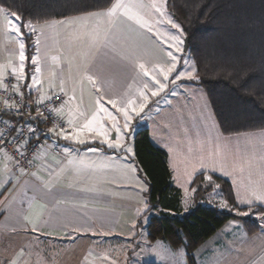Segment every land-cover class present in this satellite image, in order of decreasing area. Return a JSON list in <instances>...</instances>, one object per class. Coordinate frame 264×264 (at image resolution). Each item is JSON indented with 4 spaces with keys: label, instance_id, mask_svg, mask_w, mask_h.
<instances>
[{
    "label": "crops",
    "instance_id": "obj_1",
    "mask_svg": "<svg viewBox=\"0 0 264 264\" xmlns=\"http://www.w3.org/2000/svg\"><path fill=\"white\" fill-rule=\"evenodd\" d=\"M116 3L125 7L112 16L106 15L111 6L108 10L33 25V56L38 57L39 76L47 81L45 93L35 103L40 104L48 94L60 92L61 87L67 100L72 99L60 112L66 128L62 131L44 128L50 143L59 148V154L49 149L41 153L29 176L21 175L8 157L0 158V189L8 185L0 194V264L9 261L69 264L70 259L82 261L81 256L94 255L83 246L89 247L91 241L103 235L121 240L133 236L132 227L137 221L133 214L141 202L137 191L136 195L124 193L130 192V188H142L144 196L147 185L133 159L134 167L132 161L127 165L122 150L109 149L100 143V136L83 128L84 116L91 119V114L97 113L96 117L102 119L93 128L103 125L110 129L111 121L97 112V101L103 99L110 109V100L126 104L129 97L124 99L144 86L154 75L153 69L164 66L170 58L168 46L136 23L151 16L148 5L141 0H115ZM8 16L11 14L0 8V80L14 78L25 96L31 89L34 103L31 62L28 87L26 81L10 73V66L18 62L21 38L10 32ZM106 40L119 55L109 58L101 54L107 51ZM140 64H144V69ZM144 71L149 72L148 77L143 75ZM184 81L179 83L190 85L187 91L177 89V96L160 93L166 101L151 114L147 113L143 128H148L151 144L166 152L174 186L183 197L186 194L183 188L188 187L186 179L203 174L201 182H204L211 174L230 184L237 207L248 208L238 200L264 184V131L223 135L205 91ZM49 87L52 90L48 91ZM155 100L151 97L149 103ZM117 117L122 124L120 114ZM69 118L75 121V131L81 132L84 143L65 138L74 134V128L67 123ZM91 147L99 151H87ZM221 163L229 169L227 174L221 170ZM214 164L217 170L213 173ZM192 198L195 200V196ZM145 204L147 209L146 198ZM256 208H248L249 215L237 211L232 214L257 221V233L248 235L240 220H230L194 251L195 263L264 264V216L251 214L256 213ZM125 209L130 210L132 217L125 215ZM33 225L37 231H33ZM61 248L65 249L69 263L63 262L67 257ZM163 250L166 258L153 259L152 263L188 264L182 250H172L173 253ZM135 252L129 248L113 253L99 250L96 260L100 264H134Z\"/></svg>",
    "mask_w": 264,
    "mask_h": 264
},
{
    "label": "trees",
    "instance_id": "obj_2",
    "mask_svg": "<svg viewBox=\"0 0 264 264\" xmlns=\"http://www.w3.org/2000/svg\"><path fill=\"white\" fill-rule=\"evenodd\" d=\"M114 2L0 0V8L8 14H18L33 26L108 10ZM165 2L166 11L183 30L182 38L189 39L188 50L183 56L188 53L197 70V81L186 79L184 82L205 91L221 133L228 136L264 131V0ZM23 32L28 74L35 33L30 28ZM23 96L26 103L34 105L31 95ZM133 160L147 185L144 193L146 214L150 215L147 240L164 242L173 251H184L188 264H196L194 251L230 220H240L248 235L259 231V224L254 219L213 208L196 206L183 213V193L174 186L167 154L151 144L148 128L134 136ZM203 177V174L197 176L193 186L196 187ZM211 178L220 186L223 198L233 211L249 210L237 207L227 181L216 176ZM197 201L198 195L195 196Z\"/></svg>",
    "mask_w": 264,
    "mask_h": 264
},
{
    "label": "snow or ice",
    "instance_id": "obj_3",
    "mask_svg": "<svg viewBox=\"0 0 264 264\" xmlns=\"http://www.w3.org/2000/svg\"><path fill=\"white\" fill-rule=\"evenodd\" d=\"M125 5L122 3H116L112 5L111 9L106 13L108 16H112L116 13L117 9L124 8ZM152 7L155 8V11L160 14V18L162 19L165 17L166 12V2L162 0V3L159 5H152ZM100 15H105L104 13H101ZM128 19H132L131 16L128 17ZM159 22V21H158ZM7 25L9 26V30L11 33H13L15 36L21 38L20 42V52H19V60L21 62L20 67V74H24V61L27 59L26 53L24 51L25 49V42L23 41L24 32L23 29L30 28L31 32H35V28L30 24V22H25L23 19L18 15H11L7 17L6 20ZM137 24L140 25L141 28H146L148 31H153V24L149 23L148 21H136ZM167 23L171 25L172 28L176 29L177 32L180 34L179 36H171L169 39H166L164 42L167 44V54L170 58L166 64L159 69H153L154 75L151 77V80L149 83H145L144 85V91H141L139 93V99L140 103L137 104L136 101L130 100L126 104H118L115 100H110L111 103V109L107 106L106 103H104L103 99L97 101V112L103 113L104 118H107L111 121V128H107L103 125L99 126V128H93L94 124H97V113L91 114V119H88L87 116H84V113H79L80 116H84V119L86 122L83 123V128L87 129L89 131H92L96 136H100V143L105 144L109 149H115V150H124L126 152H133V149L131 147H127L125 145V141L128 139L129 135V126L130 121L134 118L135 115H141L144 112V109L148 107L149 101L151 97H157L162 92H166L167 95L170 96H177L178 92L177 89L183 88L185 91H187L191 86L186 85L183 83H177L178 81H183L184 79H187L188 81H197L198 75L197 70L195 68H191L188 70H185L184 67L181 66V62L186 65L188 64L187 60H184L182 57H179L175 54L174 51L171 49L175 48V50L178 52L180 51V44L183 42L181 37L183 35V30L181 26H179L174 20L168 19ZM37 46L39 44V41L36 42ZM105 47L107 48V51L102 52L101 54L113 58L115 55H119L115 52L114 47L109 45V42L105 41ZM99 51V49H97ZM30 62L34 67V73L30 77L33 84L37 83L38 76L41 72V68L38 66V57L32 56L30 58ZM139 67L141 69H144V64H140ZM143 75L145 77L149 76L148 71H144ZM90 82L93 84L95 81L91 76L87 77ZM17 79H19V76H17ZM171 85V87H170ZM25 87H28L27 84H25ZM149 89H150V95H149ZM167 90V91H166ZM39 91V89H37ZM99 91V89H97ZM13 95H15V92H13ZM29 95H31V89H29ZM67 95L64 93L63 88L61 87L60 93H58L55 97L47 96V99L54 100V99H61V104L66 105L70 102L72 99L71 97L68 100L62 99V96ZM6 107L5 112L10 113L12 105V97H9L8 100L4 101ZM113 110H115L116 113L120 114V117H122L123 123H120V118L117 117V115L114 114ZM150 110V109H149ZM52 112H55L59 114L62 111V108L53 107L51 109ZM67 123L69 126L74 128V134L71 137L65 136L66 139H73L78 143H84L85 140L81 139V132L75 131L77 128V125L75 121L71 118L67 120ZM17 129L15 127L9 128L8 131H16ZM8 133L5 132L3 135H0V139H4V137ZM23 132L21 131V135ZM47 139V137H46ZM91 139V138H89ZM87 151L95 153L98 152L99 149L95 147H91L87 149ZM220 168L222 171L227 174L229 169L224 166L223 163H221ZM217 170L215 164L211 171L214 173ZM195 171V169H193ZM201 172H203V168L201 169ZM191 175V174H189ZM195 176H192L191 179H186L184 182L188 185V187L183 188V191L187 193L195 194L199 189L194 185L195 182ZM205 180L207 184H212L211 174L205 177ZM11 183V181H9ZM216 188H219L218 185H214ZM8 185H5L3 189H0V194L4 190H6ZM238 203L241 205H246L249 209L252 207H257L260 209V211L256 213H251L253 215L257 216H264V184H261L258 190H253L250 195L245 196L243 200H238ZM223 206L227 207V203L223 202ZM238 214L242 215H249L250 212L244 211L240 212L239 209H237ZM35 225H33V231H37ZM77 230V229H74ZM8 264H15V261H9Z\"/></svg>",
    "mask_w": 264,
    "mask_h": 264
},
{
    "label": "rangeland",
    "instance_id": "obj_4",
    "mask_svg": "<svg viewBox=\"0 0 264 264\" xmlns=\"http://www.w3.org/2000/svg\"><path fill=\"white\" fill-rule=\"evenodd\" d=\"M165 2V0H164ZM141 3H144L146 5H148V15H151L150 17H147V20L144 21H148L149 23L153 24V31L152 33L165 45H167L164 41L166 39H169L171 36H179L180 34L177 32L176 29L172 28L170 24L167 23V20L170 18V15L168 14V12L166 11L165 8V12L166 15L165 17H163L162 19L160 18V14L157 13L155 11V8L152 7V5H159L162 3V0H141ZM173 20V19H172ZM159 21V22H158ZM182 39V43L180 44V51H176L175 48L171 49L172 51H176L175 54L179 57H182L184 60L188 61V64L184 65L181 62V66L185 68V70L191 69L193 68V62L191 57L188 55V53H186L183 56V47H184V39L181 37ZM19 52H20V47H19ZM11 75L14 77L19 76V79L22 82L27 81V77H30V69H29V73L27 74L26 71V67H27V62L26 60L24 61V74L21 75L20 74V67H21V62L19 60L18 57V62L16 64H12L11 66ZM5 73V72H4ZM7 75V73H6ZM151 80L148 79L146 83H149ZM186 80V79H184ZM29 82V79H28ZM180 81H178L177 83H179ZM46 85H47V81L45 78L41 76H38V80L37 83L34 84V94L32 95L34 98V106L37 107L38 104H36L35 102L41 99V96L43 93H45L46 90ZM37 89H39V91H37ZM29 90V88H28ZM52 90L49 87L50 91ZM144 86L138 87L137 91L135 93H133L132 95L129 94L124 100H134L137 102V104H139L141 101L139 99V93L141 91H144ZM166 93V92H165ZM131 95V96H130ZM149 95H150V89H149ZM166 95V94H165ZM155 100V103H149L148 107H146L144 109V112L141 115H135L134 114V118L135 120H131L130 121V126H129V135H128V139L124 142L125 145L127 147H131L133 149V139L134 136L136 135V133L138 131H140L141 129H143L144 126H146L147 124V113L151 114L153 111L157 110L158 107L163 104L166 99H164L162 96H158L153 97V101ZM150 109V110H149ZM114 114L119 115V113H116L114 111ZM97 122L101 121L102 118H100L99 116L96 117ZM94 128H99V127H94ZM61 131V130H60ZM122 158L126 161V164L128 165L131 161L133 163V153H129L126 152L124 150H122ZM134 167V163L132 164ZM138 177V176H137ZM139 179V177H138ZM145 184V182H144ZM214 185H218L217 183H213L212 184H207L206 181H202L201 183H199L196 187L199 189L195 194H185L184 197L182 198V210L184 213L186 212H190L191 210H193V208H195L196 206H203V207H207V208H213L216 209L218 211L221 212H225V213H232L233 210L229 207V205L227 204V207L223 206V202H226L225 199L222 196V192H221V188L219 186V188H216ZM207 190V192H205ZM130 192H125L124 195H129V194H135L136 193L134 191L138 192V197L139 200L141 202V206L138 207L136 209V212H134L133 217H135L137 219L136 223L133 225V236H130L128 238H126L125 240H121L119 239L117 236H110V235H103V237L99 240H93L91 241V245L89 247L87 246H83L84 248H86V250L92 252V256L87 257V256H81V258H83V260L81 261V259H76V261L71 262L70 259V263L68 260V256L65 252L64 248H61L60 250H62V254L64 256L67 257V259L65 258L64 261H67V263L69 264H100L99 259L96 260V258H98V251L99 250H108L109 252H115V251H122L125 250L127 248L136 251L134 253V256L132 257V261L134 264H150L152 263L153 259H165L166 258V254L164 252L163 249H166V251H169V253H173L172 250L165 245L164 242L161 241H157L154 243H157L153 246V244L151 242H149L147 240V225L149 222V218L150 215L149 214H145V210H146V204H145V197L142 195V188H139V190H137V188H130L129 190ZM201 192H205L204 194H202L201 196H199V193ZM198 195V201L195 202V200H193L192 197ZM227 203V202H226ZM125 215H127L129 218L132 217L130 210H124ZM130 215V216H129ZM166 247V248H165ZM74 248H78V246H75ZM67 250V249H66ZM182 253H185L184 251H181ZM183 255V254H182ZM184 257V256H183ZM102 258V257H101ZM62 259H64V257L60 258V263H62Z\"/></svg>",
    "mask_w": 264,
    "mask_h": 264
},
{
    "label": "built area",
    "instance_id": "obj_5",
    "mask_svg": "<svg viewBox=\"0 0 264 264\" xmlns=\"http://www.w3.org/2000/svg\"><path fill=\"white\" fill-rule=\"evenodd\" d=\"M58 93L60 92L47 96L55 97ZM47 96L35 107L25 102L14 78L0 80V135L8 133L4 139H0V158L6 156L12 160L17 171L23 176H29L34 172L35 162L41 153L48 149L54 154L60 153L59 148L50 143L44 128L61 131L66 128V122L61 114L51 111L53 107L63 109L65 105L61 104V99L50 100ZM9 97H12L11 111L6 113L4 101ZM62 99L67 100V96H62ZM12 127L17 130L8 131Z\"/></svg>",
    "mask_w": 264,
    "mask_h": 264
},
{
    "label": "water",
    "instance_id": "obj_6",
    "mask_svg": "<svg viewBox=\"0 0 264 264\" xmlns=\"http://www.w3.org/2000/svg\"><path fill=\"white\" fill-rule=\"evenodd\" d=\"M188 43H189V39L186 38V39L184 40L183 52H187V50H188Z\"/></svg>",
    "mask_w": 264,
    "mask_h": 264
}]
</instances>
